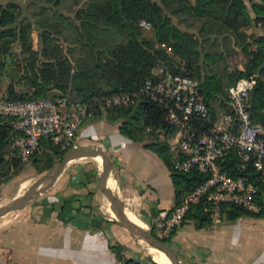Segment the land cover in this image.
<instances>
[{
  "label": "trees",
  "instance_id": "1",
  "mask_svg": "<svg viewBox=\"0 0 264 264\" xmlns=\"http://www.w3.org/2000/svg\"><path fill=\"white\" fill-rule=\"evenodd\" d=\"M248 1L249 4L246 0H7L0 5V74L8 62L20 61L11 50L12 41H18L20 50L26 53L21 77L28 80L32 90L20 92L9 83L5 97L54 100L49 94L51 89L64 95L76 93L73 100L85 105L92 118L104 117L117 124L121 134L142 142L162 158L174 184L175 204H179L206 175L197 169L181 172L174 167L169 140L175 129L164 118V106L148 99H140L130 107H108L103 101L111 95L137 90L145 79L152 77L151 63L155 60L169 73L198 79L209 108V116L200 127L207 128L217 113L227 109L226 86L238 75L227 71V59L240 48L247 58L243 74H258L249 96L250 110L254 112L263 106L264 35L248 33L247 29L264 27V0ZM67 3L77 5L74 10L77 22L59 12ZM58 18L64 23H56ZM141 19L150 22L154 38L143 34ZM63 27L73 32L74 38L68 40L72 46L67 49L71 57H60L57 49L54 32L61 33ZM33 30L38 35L39 51L32 45ZM161 43L184 60V70ZM145 127L151 131L145 132ZM9 134L10 125L1 123L0 164L6 162L17 167L22 161L11 156L5 158ZM41 143L51 150L50 167L58 155V143L50 138ZM221 163L231 175L248 176L257 186V200L264 204V167L258 170L249 165L239 169L233 151ZM223 211L229 221L263 214L235 204L223 205ZM191 219L198 227L211 224L202 202L191 205L186 212L184 221ZM162 240L169 242L170 237ZM124 264L161 263H144L130 257L124 259Z\"/></svg>",
  "mask_w": 264,
  "mask_h": 264
},
{
  "label": "crops",
  "instance_id": "2",
  "mask_svg": "<svg viewBox=\"0 0 264 264\" xmlns=\"http://www.w3.org/2000/svg\"><path fill=\"white\" fill-rule=\"evenodd\" d=\"M75 139L108 155L113 175L108 180H115L114 192L123 211L134 214L145 227H151L154 216L166 215L175 205L174 184L162 158L142 142L121 134L117 124L104 117L94 119L88 111ZM89 176L65 166L53 184L41 192L45 195L42 200L38 194L34 202L26 204L22 216L3 228L0 264H124L125 258H133L120 245L128 246L132 240L142 244V240L136 234L128 236L120 223L101 215L102 197L96 191L97 182ZM225 214L219 223L211 221L198 227L191 219L174 231L171 242L184 264H264V214L242 216L246 227L255 230L247 231V245L258 250L251 257L233 251L237 234H233L230 222L237 219L226 220Z\"/></svg>",
  "mask_w": 264,
  "mask_h": 264
},
{
  "label": "built area",
  "instance_id": "3",
  "mask_svg": "<svg viewBox=\"0 0 264 264\" xmlns=\"http://www.w3.org/2000/svg\"><path fill=\"white\" fill-rule=\"evenodd\" d=\"M143 28L151 24L141 19ZM171 53V48L160 44ZM235 80L226 86L227 109L216 114L207 128L200 124L209 116V108L199 89L196 77L169 73L156 64L152 77L144 80L133 92L120 93L104 99L108 107H130L140 99L157 102L166 109L165 120L175 131L169 140L174 167L181 172L197 169L206 178L195 186L164 216L156 215L150 229L159 239L172 236L184 222L191 205L202 202L213 223L223 216V205L235 204L244 209L264 214V204L257 200V186L246 175H231L221 159L233 151L238 168L251 165L264 167V105L250 110L249 96L256 84L257 73L243 74L244 66ZM88 109L66 96L12 100L0 96V124L10 125L8 156L22 162L30 160L38 151L42 140L51 138L69 144L80 127Z\"/></svg>",
  "mask_w": 264,
  "mask_h": 264
},
{
  "label": "rangeland",
  "instance_id": "4",
  "mask_svg": "<svg viewBox=\"0 0 264 264\" xmlns=\"http://www.w3.org/2000/svg\"><path fill=\"white\" fill-rule=\"evenodd\" d=\"M6 1L7 0H0V5H5ZM246 1L249 4V1L248 0ZM76 6H77L76 4L72 3V5H69L67 3V5H64L62 8H60L59 12H62L66 16H69L71 19H73L74 22H77V20L74 18L75 17L74 10ZM30 10L32 11L31 8L28 9L29 12H31ZM50 15L51 14H48L47 16H50ZM172 20L175 23L179 24L175 17H172ZM56 23L62 24L64 22L58 18L56 19ZM117 32L120 34L122 33L121 30H117ZM247 32L248 33L254 32L257 36H262L264 35V27L257 25L256 27L247 29ZM143 34L148 38H154V33H153L151 26L150 28H143ZM54 36L56 38L57 49L59 50L60 57H71L67 49H68V46H72L70 45L71 43H68V40H71L74 38L72 30H69L63 27L62 32L61 33L54 32ZM38 40L39 39H38L37 32L33 30L32 31V45L35 50L39 51L40 45H39ZM11 50L13 53L17 55V60H20V61H16L14 63L8 62L7 66L4 68V72L0 74V96L6 95L5 90L9 83H12L14 87L16 88V90L20 92L32 90L28 80L26 78L21 77L23 74L22 62L24 60L26 53L20 50L18 41H12ZM169 55L174 60L181 62V65H180L181 70L185 69L183 68L184 60L182 58H180L177 55H174L172 52L169 53ZM38 56L40 55L38 54ZM155 62L156 61L153 60L151 63L152 70H154V67L156 66ZM244 62H245V55L241 52L240 48H237L227 59V71L232 74H239L240 69L243 68ZM70 93L71 92H67L66 95H64L65 93L61 94V92L56 89H51L49 91V94L53 95L52 98H54V100H57L60 97L67 96L69 100L71 99L72 101V99H74L75 96H73ZM144 130L145 132H149L151 131V128L145 127ZM60 137L62 139L61 141L57 142L58 143L57 144V150H58L57 154L58 155L54 156L53 165L57 163L74 144L79 143L77 139H75V135H74L73 140L69 144L64 143L63 141L64 136L61 135ZM50 153H51V150H46L45 148H43V145L41 143L36 153V156L33 159H30L26 162L19 163L17 167L9 166L6 162H3L2 164H0V206L8 203L12 199V197L25 192V190L29 187V185L34 180H36L39 176L44 174L50 167L53 166L52 165L48 167V163H49L48 156ZM66 169L67 170L77 169L78 172L82 173L84 176L88 173L90 175L89 177L94 179V182H97L98 175L101 171V165H100V162L95 158L81 157V158H76V159H72L68 161V163L66 164ZM96 191H98L102 197V202L100 203L101 215H104L105 217H108V218H111L117 221L115 219V215L112 216L110 211L108 210V200L105 197V195L101 193L99 188H97ZM114 191L117 192L116 185H115ZM44 197L45 195L40 193L39 197L37 198H39L38 200H42ZM34 200H36V198H34L32 201H29V203L27 204L34 202ZM24 206L19 209L12 210L3 215H0V249L2 246L3 228L8 226L9 224L16 222L20 218V216H22L25 210ZM244 219H245L244 217H240L236 221L230 222L231 227H233L231 228L234 231L233 234L234 235L237 234L236 243L233 245V251L245 252L248 256L251 257L255 255V253H257L258 250L257 248L253 247L254 245H247L246 238L248 237V234H249L248 232H252L254 227L251 228L252 231L249 230V228L246 227V224H245L246 221ZM146 227L150 229L149 226H146ZM124 231L125 233L128 234V236L130 235L131 237V233L128 230L124 228ZM254 238L257 239V237H254ZM254 238L251 237V239H254ZM250 241L251 240H249V242ZM167 243L172 247V249L177 254L178 248L175 244H172L171 237H170L169 242ZM250 244H252V242H250ZM120 247L122 250H124L127 256H132L135 260H140L144 263H150L152 261L154 262L150 254L146 251L145 247L141 243H137L135 240H132L130 245L128 246L122 247L120 245ZM157 250L163 253L158 248ZM193 258L195 260V257ZM196 260H199V259H196ZM180 261L182 262L181 259ZM195 262L197 263V261ZM182 264L184 263L182 262Z\"/></svg>",
  "mask_w": 264,
  "mask_h": 264
},
{
  "label": "water",
  "instance_id": "5",
  "mask_svg": "<svg viewBox=\"0 0 264 264\" xmlns=\"http://www.w3.org/2000/svg\"><path fill=\"white\" fill-rule=\"evenodd\" d=\"M82 152H89L94 157H101V171L98 175L96 186L107 198L109 208L114 213L115 219L131 234H136L139 238L161 250L171 260L172 264H182L176 252L167 242L157 238L149 228H143L132 222L125 215L122 209L123 205L120 202L118 196L115 194L114 189L108 187L107 184L109 176L112 175L111 162L109 160V157L104 152V150L96 146L82 143L74 144L57 163H55L44 174L34 180L25 190V192L12 197V199L8 203L1 205L0 215H3L12 210L19 209L26 205L29 201L33 200L36 196H38V194H40L53 184L68 161L74 159Z\"/></svg>",
  "mask_w": 264,
  "mask_h": 264
},
{
  "label": "bare ground",
  "instance_id": "6",
  "mask_svg": "<svg viewBox=\"0 0 264 264\" xmlns=\"http://www.w3.org/2000/svg\"><path fill=\"white\" fill-rule=\"evenodd\" d=\"M81 156H93L91 153L89 152H82L80 155H78L77 157H81ZM94 157V156H93ZM99 162H101V157L100 156H95ZM76 158V157H75ZM113 176V175H112ZM115 185V180L113 178H110L108 180V186L110 188H113ZM108 210L110 211L111 215L113 216L114 213L112 212V210H110L109 205H108ZM125 213V212H124ZM125 215L134 223H136L137 225L144 227V224L134 215V214H130V213H125ZM137 236V235H136ZM138 239H141L137 236ZM142 240V244L145 247L146 251L150 254V256L152 257V259L158 263L161 264H172L171 260L163 253L159 252L157 250L156 247L150 245L149 243H147L146 241Z\"/></svg>",
  "mask_w": 264,
  "mask_h": 264
}]
</instances>
